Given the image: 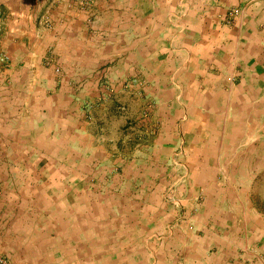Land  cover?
<instances>
[{
  "label": "crops",
  "instance_id": "0c3cea01",
  "mask_svg": "<svg viewBox=\"0 0 264 264\" xmlns=\"http://www.w3.org/2000/svg\"><path fill=\"white\" fill-rule=\"evenodd\" d=\"M0 254L264 264V0H0Z\"/></svg>",
  "mask_w": 264,
  "mask_h": 264
},
{
  "label": "built area",
  "instance_id": "2783aa9c",
  "mask_svg": "<svg viewBox=\"0 0 264 264\" xmlns=\"http://www.w3.org/2000/svg\"><path fill=\"white\" fill-rule=\"evenodd\" d=\"M8 260L0 254V264H6Z\"/></svg>",
  "mask_w": 264,
  "mask_h": 264
},
{
  "label": "rangeland",
  "instance_id": "374dc122",
  "mask_svg": "<svg viewBox=\"0 0 264 264\" xmlns=\"http://www.w3.org/2000/svg\"><path fill=\"white\" fill-rule=\"evenodd\" d=\"M3 58H5V57H3ZM5 59H6V58H5ZM112 119H113V118H112ZM114 119H115L114 121L117 122V124L120 123V122H122V120H121L122 118H120V121H116V120H119L118 118H115V117H114ZM92 166H93V165H92ZM89 167H90V166H89ZM1 255H2V254H1ZM2 256H4V255H2ZM4 257L8 260V262H7L6 264H10L8 257H6V256H4Z\"/></svg>",
  "mask_w": 264,
  "mask_h": 264
}]
</instances>
